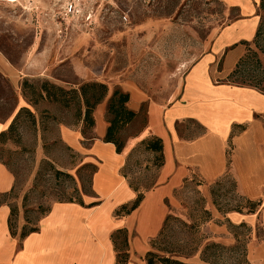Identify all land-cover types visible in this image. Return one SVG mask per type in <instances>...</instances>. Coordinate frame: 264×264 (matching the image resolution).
Wrapping results in <instances>:
<instances>
[{
  "label": "rangeland",
  "instance_id": "rangeland-1",
  "mask_svg": "<svg viewBox=\"0 0 264 264\" xmlns=\"http://www.w3.org/2000/svg\"><path fill=\"white\" fill-rule=\"evenodd\" d=\"M69 2L0 0V49L22 71V94L33 113L22 110L14 127L0 139V161L16 177L15 188L2 199L11 204L10 225L17 236L36 229L55 202L91 194L93 171L98 164L69 147L59 133V124L80 125L84 108L80 110L71 92L65 95L67 106L46 97L45 81L67 90H79L87 82H102L109 86V95L117 88L125 91L120 85L127 83L148 95L139 111V116L145 118L149 103L168 105L178 96L191 64L238 16L236 9L219 0H75L73 11ZM249 46L255 48L253 42ZM25 81L28 86L23 88ZM17 106L16 90L0 74V124L12 123L16 117L10 116ZM143 124L120 134L126 138ZM92 129H86L84 135L90 137ZM84 163L93 166L81 168ZM158 163L157 153L141 144L137 146L126 169L131 185L144 190L161 167ZM57 170L71 176L59 175ZM200 185L198 178L185 183L177 196L178 206L170 213L188 222L199 220L200 209L208 205ZM211 198L221 213L248 208L247 201L237 194L232 176L212 185ZM126 218L121 207L110 218L118 227L110 229L106 239H112L117 228L128 229L131 234L128 245L123 234H118L116 243L112 239L118 248L110 250L111 264L118 255L120 264L124 260L126 264H146L154 237L135 245L132 240L138 234H132L125 225ZM212 219L211 212V219L200 226L206 239L196 253L183 258L185 261L201 262L204 244L211 241L207 223ZM228 226L245 238L244 228ZM255 228L257 238L264 236L263 223H257ZM217 252L219 264H230L229 251Z\"/></svg>",
  "mask_w": 264,
  "mask_h": 264
},
{
  "label": "crops",
  "instance_id": "crops-1",
  "mask_svg": "<svg viewBox=\"0 0 264 264\" xmlns=\"http://www.w3.org/2000/svg\"><path fill=\"white\" fill-rule=\"evenodd\" d=\"M219 1L236 9L238 16L191 64L180 93L171 103H149L146 117H140L148 95L121 83V88L130 93V108L138 113L123 132L144 123L124 138L121 152L114 143L104 140L109 126L108 98L95 109L90 137L82 131V120L78 126L59 124L63 141L98 163L93 171L92 193L81 196L82 202H55L35 230L17 236L10 225L11 204L2 199L15 188L16 177L0 161V264H111L110 250L116 251V247L113 235L106 239V233L118 227L110 219L113 212L143 195L139 206L126 213L124 222L132 234H138L133 243L144 244L157 236L167 215L178 206L177 196L185 183L197 178L202 181L200 190L213 215L207 223L209 240L232 246L237 239L228 225L245 224L248 264H264V238L256 237L255 228L259 222L264 224V92L229 80L256 36L261 0ZM21 73L0 49V74L18 94L16 112L10 117H19L23 108H29L20 86ZM10 125L9 121L0 124V135ZM152 136L162 140L163 164L153 181L139 190L131 185L125 170L137 146ZM225 176H232L239 197L258 203L255 212L243 206L242 210L225 213L217 209L211 187ZM126 230L130 243V230Z\"/></svg>",
  "mask_w": 264,
  "mask_h": 264
},
{
  "label": "trees",
  "instance_id": "trees-1",
  "mask_svg": "<svg viewBox=\"0 0 264 264\" xmlns=\"http://www.w3.org/2000/svg\"><path fill=\"white\" fill-rule=\"evenodd\" d=\"M259 11L263 13L261 16L260 24L256 33L254 40L252 41L255 48L249 46L247 52L241 57L236 65V68L230 75V78L235 80H230L231 82L238 84L240 86H251L257 88L264 92V86L262 82L264 81V0H261ZM28 83L25 81V86ZM43 90L46 93V97L53 99L56 102H61L65 106L69 104L66 99V94L71 92L74 94V98H77L80 104L81 111L84 108L83 116L79 117V121H83V133H86V129L93 128L95 125L94 112L97 106L108 98V121L109 126L104 137L106 142H112L116 145L118 152H121L125 147L126 140L121 136V131L131 123L137 116V112L130 108V93L117 88L113 91L111 95L109 86L102 82H87L84 83L80 89L67 90L64 87L58 86L49 81L43 83ZM24 95L26 93L24 91ZM27 112L32 113L29 108H23ZM21 110V111H22ZM79 115H82V112ZM17 117L12 121L9 130L15 125ZM55 119V117L53 118ZM6 132L1 133L0 139L4 137ZM141 145L145 146L146 150L153 151L157 153V160H159L158 166L163 164V144L159 137L152 136L141 142ZM93 166L92 164H84V167ZM57 174L66 176H71L69 173L57 170ZM125 170V175H126ZM143 198L142 194H139L138 198L131 205H123L121 211L125 213H130L132 210L136 209L141 203ZM69 200L82 202L81 197ZM257 202L247 201V210L250 212H255L257 209ZM237 210H242L239 207ZM211 219V212L206 207L200 209L199 220L193 222H188L187 220L175 216L169 213L164 221V224L157 234L151 240V249L146 254V264H219L218 250H227L231 253L228 261L230 264H248L247 259V241L248 238H241L240 234L234 230L236 237V243L232 246H225L219 242L207 241L204 244V250L201 254L200 263H191L185 261L183 258L187 257L188 254L197 252L201 248L202 242L206 239L204 233L201 232L200 226ZM236 228H243L245 224L240 226H235ZM32 230H35L33 228ZM118 234L124 235V241L128 245V232L126 229H119L113 234V241L116 243V238ZM259 237L264 238V236L259 235ZM195 244V245H194ZM118 248V247H116ZM216 257L213 259V257ZM118 257H120L118 255ZM117 257V264L121 263ZM228 260V259H227ZM126 260L122 264H126ZM227 262V261H226Z\"/></svg>",
  "mask_w": 264,
  "mask_h": 264
},
{
  "label": "built area",
  "instance_id": "built-area-1",
  "mask_svg": "<svg viewBox=\"0 0 264 264\" xmlns=\"http://www.w3.org/2000/svg\"><path fill=\"white\" fill-rule=\"evenodd\" d=\"M74 2H75V0H70V2H69V8H70V10L71 11H73L75 8H74Z\"/></svg>",
  "mask_w": 264,
  "mask_h": 264
}]
</instances>
